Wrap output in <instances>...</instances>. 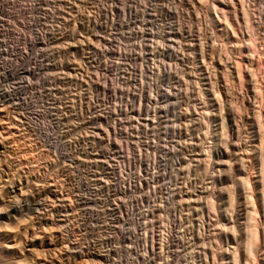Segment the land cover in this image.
Returning <instances> with one entry per match:
<instances>
[{"label": "rangeland", "instance_id": "374dc122", "mask_svg": "<svg viewBox=\"0 0 264 264\" xmlns=\"http://www.w3.org/2000/svg\"><path fill=\"white\" fill-rule=\"evenodd\" d=\"M114 1L0 0V264H81L85 191L78 180L85 178L92 153L87 111L100 102L97 92L102 77L115 78L113 87H128L134 62L142 66L140 80L152 134L150 153L156 155L159 167L154 229L166 235L167 264H264L259 190L264 116L258 117L261 111L264 115V88L254 98L256 92L240 84L234 68L240 59L247 73L256 69L258 58L263 57L264 63V1H256L257 15L263 13L257 23L261 26H252L262 28L257 30L260 47L256 53L247 47L253 37L249 25L240 20L233 27L225 21L226 28L219 20L221 24L214 26L211 12L218 18L210 11L209 1L192 8L175 3L174 16L159 17L157 28L151 26L147 14L141 17V4L142 9L135 12L134 0H127L128 20L120 28ZM193 7L200 8L194 11ZM187 10L191 14H185ZM163 22L186 29L178 39L171 37L178 40L174 49L157 45L167 44ZM5 47L8 56H3ZM134 48L143 54L130 56L122 64L123 53ZM151 50L160 54L154 51L153 55ZM253 60L255 65L250 63ZM99 64L108 71L104 76ZM262 71L256 79L264 87ZM247 178H251L252 191L245 184ZM89 185L92 202L100 191L94 182ZM250 192L257 205L260 240L252 247V255L247 253L251 222L246 217L250 211L246 196Z\"/></svg>", "mask_w": 264, "mask_h": 264}, {"label": "built area", "instance_id": "2783aa9c", "mask_svg": "<svg viewBox=\"0 0 264 264\" xmlns=\"http://www.w3.org/2000/svg\"><path fill=\"white\" fill-rule=\"evenodd\" d=\"M138 49L124 52L122 64L130 56H137L133 50ZM101 69L104 76L108 71ZM129 69L128 87H113L115 78L107 81L102 77L103 85L97 92L100 102L87 111L88 138L91 150L98 152V162H91L89 155L86 176L78 180L85 191L80 247L98 249L102 262L167 264L166 235L154 229V189L159 167L156 155L150 153L152 134L140 80L142 66L134 62ZM93 125H101L100 135H93ZM89 181L97 189L99 181H106V189H99V197L92 202L87 193ZM144 188H151L149 198H141ZM115 195H129V202L114 206ZM116 253H123V262H116Z\"/></svg>", "mask_w": 264, "mask_h": 264}, {"label": "bare ground", "instance_id": "6f19581e", "mask_svg": "<svg viewBox=\"0 0 264 264\" xmlns=\"http://www.w3.org/2000/svg\"><path fill=\"white\" fill-rule=\"evenodd\" d=\"M208 2L209 1V4H210V11H214V13L216 14L215 16L218 18V20L217 19H215V17L212 15V13L213 12H211V21H212V23H213V25L215 26H219V24H221V23H219V20H222V22L223 23H225V21L230 25V26H233L234 27V25H236V24H238L239 22H241V21H244V22H246V24L247 25H249L248 27V29H250V31L253 33V37L251 36V41L249 40V42H248V46L247 47H249L250 46V48L253 50V51H255V53H256V50L257 51H259L258 49V47H260V44H258V41L260 40L259 38H258V34H257V30H260V29H262L261 27H260V29H257L256 27L254 28V27H252V26H254V25H260V24H257L258 22H259V19H261V18H264V15H262L263 17H259L261 14H263L262 12L260 13V11H258L259 13H258V15H257V9H256V1L257 0H134V10H135V12L136 13H138V11L140 10V9H142L141 7H139V4H141L142 5V7L144 8L143 9V11H142V15H141V17H144V14H147L148 16H149V18L151 19V21H152V24H151V26H155V28H157L158 27V23H157V21H159V17H161V16H171L173 13H174V4L175 3H178L179 4V6H180V4H186V5H190L191 6V8H192V6H194L196 3H203V6H205V4L204 3H206V2ZM264 0H262V2H263ZM114 2H116L115 3V6H116V14H117V18H118V21L120 22V28H121V26L123 25V23H125L126 21H125V17H127V12L125 11L126 9H125V7H126V3H127V0H115ZM130 2V1H129ZM132 3H133V1H132ZM128 4V3H127ZM177 4V5H178ZM208 4V5H209ZM261 3L259 2V6H262V5H260ZM130 5V4H129ZM198 5V4H197ZM202 5V4H201ZM128 6V5H127ZM133 6V5H132ZM152 6V7H151ZM178 6V9L180 8ZM200 6V5H199ZM203 6H200L201 8L203 7ZM130 7V6H129ZM151 7V8H150ZM181 7L183 8V10L182 11H184V5L182 6L181 5ZM189 7V6H188ZM200 7H193V9H194V11H195V8H197V11H198V9L200 8ZM140 8V9H139ZM206 8V7H205ZM258 8V7H257ZM260 8V7H259ZM258 8V9H259ZM263 10H264V8H262ZM130 10H132V8L130 9ZM189 10V9H188ZM185 11V14H186V12H188V15L189 14H191V13H189L190 11ZM261 10V9H260ZM207 11V10H206ZM220 11L221 12H223V15H219L220 14ZM262 11V10H261ZM145 12H147V13H145ZM192 12H193V10H192ZM181 13V12H180ZM183 13V12H182ZM199 13V12H198ZM130 14V13H129ZM196 14V13H195ZM132 15V14H131ZM178 15V14H177ZM199 15V14H198ZM197 15V16H198ZM201 15V14H200ZM203 15H205V14H203ZM135 17H137L138 18V16L137 15H134ZM172 16H174V15H172ZM182 17H185V16H183V15H181ZM134 17V21L136 22V18ZM139 17H140V14H139ZM145 18H146V16H145ZM143 19V21L144 20H146V19H148V18H146V19ZM159 18V19H158ZM180 18V17H179ZM197 18H199V17H197ZM196 18V19H197ZM205 18V17H204ZM141 19V18H140ZM140 19H138V20H140ZM164 19V18H163ZM167 19V18H166ZM171 19H172V17H171ZM177 19V18H176ZM200 19V18H199ZM126 20H128V18L126 19ZM131 20V19H130ZM161 20V19H160ZM165 20V19H164ZM192 20V19H191ZM241 20V21H240ZM142 21V20H141ZM142 21V22H143ZM150 21V22H151ZM168 21H169V19H168ZM173 21V20H172ZM180 21V20H179ZM178 21V22H179ZM261 21V20H260ZM128 22V21H127ZM145 22V21H144ZM144 22H143V25H144ZM146 22H147V20H146ZM166 22V21H165ZM165 22H163V24H162V30L163 31H165V29H168L169 30V32H167L166 31V33H167V35H165L164 36V39H163V41H165L167 44H162V43H160V44H157L158 43V40H157V45L159 46V45H162L163 46V49H164V47H167V46H169V47H171L172 49H174V47L175 46H177L176 45V42H178V40L175 42V40H174V38H171V37H175V38H177L176 36H178L179 34H180V36H181V31H183L182 30V26L180 25V24H178L177 25V27H175V25L173 24V23H165ZM198 22V21H197ZM263 22V21H262ZM162 23V22H161ZM160 23V24H161ZM176 23V22H175ZM227 23H225L226 25H228ZM264 23V22H263ZM263 23H261V25H264ZM134 24V23H133ZM182 24V23H181ZM184 24V23H183ZM196 24V23H195ZM198 24V23H197ZM242 24V23H241ZM139 25V24H138ZM138 25H137V27H138ZM165 25V26H164ZM202 25V24H201ZM225 25V26H226ZM229 25L228 26H226V28L227 27H229ZM239 25V24H238ZM246 25V26H247ZM260 25V26H261ZM134 26H135V24H134ZM209 26V25H208ZM242 26V25H241ZM245 26V27H246ZM142 27V26H141ZM221 27V26H220ZM240 27V26H239ZM257 27H259V26H257ZM263 27V26H262ZM152 29L154 28V27H151ZM215 28H217V27H215ZM225 28V27H224ZM251 28H252V30H251ZM254 28V29H253ZM135 29V28H134ZM148 29V28H147ZM161 29V28H160ZM218 29H219V27H218ZM222 29V28H221ZM231 29V27L229 28V30ZM232 29H237L236 27L235 28H232ZM231 29V30H232ZM242 29V28H241ZM139 30V29H138ZM146 30V29H145ZM186 30V29H185ZM184 30V31H185ZM201 30V29H200ZM214 30V29H213ZM212 30V31H213ZM224 30V29H223ZM134 31H136V30H134ZM149 31V30H148ZM160 30L158 29V34H161L160 32H159ZM183 31V32H184ZM191 31V30H190ZM216 31H220V30H215V32ZM227 31V30H226ZM238 31H239V29H238ZM242 31V30H241ZM244 31V30H243ZM247 31V30H246ZM138 32V31H137ZM137 32H136V34H137ZM140 32V31H139ZM204 32V31H203ZM225 32V31H224ZM262 32H264V31H262ZM142 33V32H141ZM143 33H144V29H143ZM156 33V32H155ZM164 33V32H163ZM195 33V32H194ZM200 33H202V32H200ZM199 33V34H200ZM227 34H228V31L226 32ZM233 34L235 33V30H234V32H232ZM248 33V32H247ZM251 33V34H252ZM222 34H224V33H222ZM221 34V35H222ZM237 34V31H236V33L234 34V35H236ZM262 34V33H261ZM163 35V34H162ZM203 35V34H202ZM208 35V34H207ZM231 35V34H230ZM260 35V34H259ZM263 35H264V33H263ZM158 36V35H157ZM156 36V37H157ZM201 37V35H198V37ZM242 36H243V34H242ZM136 37H139V36H137L136 35ZM160 37V36H159ZM183 37H185V36H182L181 38H183ZM191 37V36H190ZM199 37V38H200ZM204 37H206V35L204 36ZM227 37V36H226ZM135 38V37H134ZM163 38V37H162ZM188 38V37H187ZM197 38V37H196ZM207 38L208 37H206V38H204V39H206L207 40ZM211 38V37H210ZM225 38V37H224ZM235 38H237V35L235 36ZM243 38V37H242ZM138 39V38H137ZM154 39V38H153ZM178 39V38H177ZM198 39V38H197ZM244 39V38H243ZM136 40V39H135ZM134 40V41H135ZM160 40L162 41V39L160 38ZM181 40H183V39H181ZM188 40V39H187ZM191 40H192V38H191ZM200 40V39H199ZM202 40V39H201ZM210 40V39H209ZM229 40V39H228ZM239 40V38L237 39V41ZM136 41H138V40H136ZM150 41V40H149ZM194 41H195V39H194ZM204 41V40H203ZM216 41V40H215ZM242 41V40H241ZM185 42V41H184ZM188 42H189V40H188ZM191 42V41H190ZM200 42H202V41H200ZM240 42V41H239ZM261 42V41H260ZM202 43H204V42H202ZM202 43H199V44H201L202 45ZM212 43H215V42H213L212 41ZM217 43V42H216ZM235 43V42H234ZM238 43V42H237ZM241 43V42H240ZM243 43V42H242ZM264 43V42H263ZM177 44H180V43H177ZM182 44H183V42H182ZM181 44V45H182ZM185 44V43H184ZM184 44H183V46H184ZM197 45V44H196ZM204 45V44H203ZM216 45V44H215ZM238 45V44H237ZM240 46H241V44H239ZM238 45V46H239ZM161 46V47H162ZM217 46V45H216ZM220 46V45H219ZM239 46V47H240ZM244 46V45H243ZM264 46V45H263ZM153 47V46H152ZM178 47H179V45H178ZM189 47V46H188ZM200 47V46H199ZM225 47V46H224ZM246 47V48H247ZM157 48H159V47H157ZM181 48V47H180ZM179 48V49H180ZM187 48V47H186ZM195 48V47H194ZM193 48V49H194ZM203 48V47H202ZM213 48H216V50H217V48L218 47H214V46H212V49ZM243 48H245V47H243ZM199 49H201V48H199ZM204 49V48H203ZM237 49V48H236ZM241 49L242 48H240V49H237V51L238 52H240L241 51ZM262 49H263V47H262ZM165 50V49H164ZM198 50V49H197ZM246 50V49H245ZM264 50V49H263ZM263 50H262V52H263ZM134 52L136 51V53H138V54H143V52H141V50L140 49H138V50H133ZM132 51V52H133ZM139 51V52H138ZM152 51V50H151ZM154 51H157V50H154ZM154 51H152V53L154 52ZM158 51H159V49H158ZM158 51H157V55H159L160 54V52H159V54H158ZM167 51V50H166ZM175 51V50H174ZM215 51V50H214ZM220 51V50H219ZM243 51V50H242ZM249 52L251 51V50H248ZM253 51H252V53H253ZM178 52V51H177ZM197 52V51H196ZM195 52V53H196ZM201 52V51H200ZM203 52V51H202ZM216 52V51H215ZM221 52V51H220ZM261 52V51H260ZM260 52H257L258 54H261ZM179 53V52H178ZM183 53V52H182ZM219 53V52H218ZM222 53V52H221ZM251 53V52H250ZM252 53H251V55H252ZM254 53V54H255ZM148 54H150L149 52H148ZM189 54V53H188ZM201 54V53H200ZM213 53H211V55L210 56H213L212 55ZM216 53H214V55H215ZM220 54V53H219ZM243 54V53H242ZM8 55H10L8 52H7V49H6V47H5V51H4V55L3 56H8ZM153 55H154V53H153ZM202 56H203V54H201ZM223 55H224V53L222 54V59H221V57L219 56V59H221V61L223 60L224 61V57H223ZM225 55H227V54H225ZM238 55V54H237ZM237 55L235 56V57H237ZM239 55H241V53L239 54ZM248 55V54H247ZM156 56V55H155ZM162 56H163V54H162ZM208 56V55H207ZM227 56H229V55H227ZM245 56V55H244ZM254 56H257V55H254ZM258 57V56H257ZM170 58V57H169ZM227 58V57H226ZM229 58V57H228ZM240 58V57H239ZM249 58V57H248ZM216 59V58H215ZM229 59H231V58H229ZM243 59V58H242ZM251 59V58H250ZM253 59V58H252ZM256 59V58H255ZM261 59H263V57L262 58H258V60L256 61L257 62V67H256V69L254 68V70L253 71H251L250 69H251V67L249 66V67H247L250 71V74H248L245 70H244V68L242 67L244 64H241V63H243V62H241L240 60H238L236 63L234 62V64L236 65V66H234V68L236 67V70H237V74H238V78H239V81H240V84L241 85H243L244 87H246L248 90L249 89H254L252 92L254 93V91L256 92L255 93V95H254V98H255V96L257 97V93H259L260 95L261 94H263V86H259V81L256 79L257 77L256 76H258V74L260 73V71H262V70H264V63H263V61L261 60ZM183 60V59H182ZM226 60V59H225ZM234 60V59H233ZM236 60V59H235ZM244 60V59H243ZM206 61V60H205ZM220 61V60H219ZM230 61H232V60H230ZM249 61V60H248ZM241 62V63H240ZM245 63V62H244ZM250 63H253L254 65H255V63H254V60H253V62L252 61H250ZM249 63V64H250ZM246 64V63H245ZM226 65V64H225ZM224 65V66H225ZM229 65V64H228ZM246 67V66H245ZM31 66H30V70H31ZM163 68H164V66H163ZM248 69H246L247 71H248ZM253 69V68H252ZM227 72H228V67H227ZM234 70V69H233ZM236 70H234V71H236ZM244 70V71H243ZM96 71V70H95ZM99 71V70H98ZM101 73H102V70L100 71ZM230 72V71H229ZM259 72V73H258ZM263 72V71H262ZM231 73V72H230ZM230 73H229V75H230ZM95 74V73H94ZM97 75H99V73L97 74ZM97 75H95L96 77H97ZM227 75H228V73H227ZM193 76V75H192ZM232 76V75H231ZM91 77V76H90ZM102 77V76H101ZM231 78V77H230ZM233 80V79H232ZM237 81V80H236ZM227 83V82H226ZM214 84V83H213ZM226 85H228V84H226ZM213 86V85H212ZM245 88V89H246ZM228 89V88H227ZM230 89V88H229ZM245 91V90H244ZM3 92V91H2ZM1 92V93H2ZM229 93V92H228ZM233 93V92H232ZM248 93V92H247ZM257 94V95H256ZM4 95V94H3ZM17 96H19L18 98H17ZM17 96H15V98H16V100H18V99H20L21 97H20V95H17ZM249 96V95H248ZM251 96H253V95H251ZM242 97V96H241ZM250 97V96H249ZM259 97V96H258ZM262 97V96H261ZM235 98V97H234ZM31 99V98H30ZM262 99V101H263V97L261 98ZM7 100H12L11 99V97H9V98H7ZM237 101V100H236ZM246 102V101H245ZM248 102V101H247ZM3 104V103H2ZM10 104V103H9ZM169 104V103H168ZM242 104V103H241ZM250 104V103H249ZM232 106V105H231ZM234 106V105H233ZM240 106V105H239ZM244 106V105H243ZM248 106V105H247ZM253 106H255V105H253ZM260 106V105H259ZM236 107V106H235ZM250 107H251V104H250ZM257 107V106H256ZM232 108V107H231ZM258 108V107H257ZM260 109H262L261 107H259ZM233 109V108H232ZM241 108L239 107V110H240ZM248 109V108H247ZM234 110H232V112H233ZM238 111V110H237ZM254 111H256L255 110V108H254ZM257 112V111H256ZM255 112V113H256ZM254 113V112H253ZM258 113H259V110H258ZM261 113V115L260 116H258L260 119H261V116L263 117L264 115H262V111L260 112ZM231 114V113H230ZM238 114H239V111H238ZM237 114V115H238ZM249 114H250V112H249ZM252 114V113H251ZM257 114V113H256ZM255 114V115H256ZM233 115H234V113H233ZM258 115V114H257ZM257 115H256V117H257ZM233 117V116H232ZM235 117V116H234ZM255 117V116H254ZM254 117H253V119H254ZM255 117V118H256ZM168 118V117H167ZM236 118V117H235ZM239 118H240V116H239ZM248 119V118H247ZM259 119H257L256 120V122L258 121ZM237 121V120H236ZM248 122V121H247ZM252 122V121H251ZM260 122H261V120H260ZM260 122L258 123V125L260 124ZM253 124V123H252ZM262 124H263V122L261 123V126H262ZM250 126H252V125H250ZM254 126H256L255 124L253 125V127ZM260 126V125H259ZM260 128H262L263 130H261L262 132H261V138L259 139V140H261L260 142H262L263 144H264V126H262V127H260ZM260 128L258 129V131L260 130ZM244 129V128H243ZM248 129V128H247ZM256 129V128H255ZM238 130V129H237ZM254 130V129H253ZM233 131V130H232ZM253 132V131H252ZM251 132V133H252ZM255 132V131H254ZM253 132V133H254ZM257 132V131H256ZM260 132V131H259ZM92 133H93V135H100L101 134V125H93L92 126ZM258 134V133H257ZM238 135V134H237ZM259 135V136H260ZM252 137H253V135H252ZM48 140V138L46 137V140L45 141H47ZM245 140V139H244ZM258 140V141H259ZM261 144V143H260ZM259 144V145H260ZM262 144V146H260L261 148H259V149H261V153H260V158H259V162H260V175H259V185H260V193H261V204H262V208H263V213H264V145ZM236 145V144H235ZM246 145V144H245ZM245 148H247V147H245ZM246 150H244V152H245ZM91 152L92 153H90V159H91V162H98V152H97V150H91ZM244 152L242 151V153H243V155H244ZM249 152V151H248ZM258 152H259V150H258ZM249 153H251V152H249ZM248 154V153H247ZM250 155V154H249ZM250 158V157H249ZM230 162V161H229ZM247 162H248V160H247ZM250 162V161H249ZM223 163V162H222ZM251 164V163H250ZM227 167V166H226ZM229 167V166H228ZM244 168V167H243ZM249 174V173H248ZM249 178V177H248ZM247 178V180L245 179V184L248 186V190L249 191H252L251 190V188H252V183H251V178L250 179H248ZM10 181V180H9ZM11 186V185H10ZM99 189H106V181H99ZM251 193V192H250ZM125 196L126 195H115L114 197H113V204H114V206H122L123 205V203H125V202H129V199L128 200H126L125 199ZM151 196V188H144V189H142L141 190V198H149ZM247 198V200H248V204L250 205V211H247V213H246V217H247V220H249L251 223L249 224L250 225V227H247V228H249V230L247 231V232H249V237H248V235H247V237H248V241H247V253H248V255H252L253 253H252V247L253 246H255V244H257V242L258 241H260L259 240V231H258V227H259V225H257V223L259 222L258 220H256V218H258V217H256L257 216V205H256V201H255V199L253 198V195H252V193L250 194V195H247L246 196ZM18 201V200H17ZM11 202V201H10ZM5 203V202H4ZM18 203H20V202H18ZM17 203V204H18ZM30 203V202H29ZM3 205V204H2ZM20 205H21V203H20ZM2 207V206H1ZM15 208H17V206L16 207H14V209ZM13 209V210H14ZM18 209H19V207H18ZM35 209V208H34ZM38 209V208H37ZM36 209V210H37ZM0 210H1V208H0ZM2 210H4V209H2ZM5 211V210H4ZM3 211V212H4ZM33 212V208L32 209H30V212ZM35 211V210H34ZM2 212V211H1ZM2 214V213H1ZM3 214H5V213H3ZM19 222V221H18ZM262 226V225H261ZM262 228V230H263V236H264V224H263V226L261 227ZM248 234V233H247ZM17 244V243H16ZM15 244V245H16ZM20 244V243H19ZM18 244V245H19ZM14 245V244H13ZM17 245V246H18ZM19 246H22V245H19ZM19 246L17 247V249L19 248ZM14 247V246H13ZM16 247V246H15ZM7 249L8 248H12V246L11 247H9V245H7V247H6ZM22 247H20V249H21ZM19 249V250H20ZM30 250V249H29ZM32 251V250H31ZM35 251V250H34ZM33 251V252H34ZM21 252H23V251H21ZM37 252V251H36ZM77 253H79V252H77ZM36 254V253H35ZM77 255V254H76ZM88 256H90V258H88ZM75 257V256H74ZM73 257V258H74ZM80 258V262H81V264H113V261H104V262H102V261H100V260H102V253L101 252H99V250L98 249H90V248H81L80 249V256H79ZM72 258V257H71ZM33 259V258H32ZM69 259V258H68ZM72 260V259H71ZM73 261H74V259H73ZM34 262V261H33ZM69 262V261H68ZM79 262V261H78ZM79 262V263H80ZM116 262H123V253H116ZM21 263V262H20ZM30 264V263H29ZM74 264H76L75 263V261H74ZM246 264H249L248 262H246Z\"/></svg>", "mask_w": 264, "mask_h": 264}]
</instances>
